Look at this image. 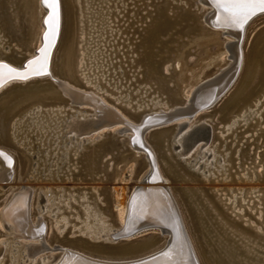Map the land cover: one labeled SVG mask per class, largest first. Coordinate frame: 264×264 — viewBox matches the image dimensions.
I'll use <instances>...</instances> for the list:
<instances>
[{
    "label": "bare ground",
    "instance_id": "bare-ground-1",
    "mask_svg": "<svg viewBox=\"0 0 264 264\" xmlns=\"http://www.w3.org/2000/svg\"><path fill=\"white\" fill-rule=\"evenodd\" d=\"M75 1H77L80 6V23L82 25L84 24L83 17L85 12L87 27L89 28V36L87 39L85 28L80 29L81 43L79 44L80 48L76 64L81 79L88 89L76 87L67 80L56 79L51 73L50 65L48 74L43 76L53 78L58 84L62 95L66 97L68 101L66 108H64V106H58L56 110H50L48 112L44 110L41 112L36 109L34 111L31 110L32 113L27 118L26 127L28 130L33 128L32 133L35 131L39 132V134L35 135V138L39 139L40 145H42V153L43 156H46L45 159L47 160V156L49 157L46 161L47 170L43 171V173L48 174V177L51 178L52 173H49V170L53 169L55 171L54 174H58L59 163L60 165H64L65 169H67L70 165L69 162L71 157H75L85 144L101 138V135L105 131L102 130L103 128L101 129V127L120 124L119 127L113 128L112 131L124 134L129 142L134 145H141L139 137H143V130L146 125L152 122H159L160 120H165L166 122L177 120L174 140L179 145L178 150H183V144L188 141L190 142L187 149L182 151L179 157H186L184 160L185 163L191 166L193 170H196L204 178L208 176L217 177V174L225 172L228 153L221 155L217 151L218 148L213 147L214 143L212 144L211 130L208 133L199 135L200 137L197 140H192L190 138L194 137L192 134L194 131L195 133L199 131L197 128L198 125L206 123L207 121L206 119L198 121L196 115L218 99L235 79L242 63V49L240 44L244 37V30L234 29L233 27L226 26L223 22H218V11L211 0H193L194 7L202 12L201 18L206 21V18L214 17L213 20L215 22L213 21L212 26L219 28L221 35L231 39L227 38L228 40L226 39L222 45L224 53L226 50L229 53L224 55L228 60H223L222 65L218 69L216 68L217 70L215 72H212V77L209 76L207 81L204 79L205 81L203 80V83L196 82L188 87L186 96L181 105H168L166 101L160 102L161 99H156L158 95H153L151 98H148L147 86H139L134 90V87H130L131 81L126 86H124V84L122 85L121 78L123 77V68L121 65H118L117 67L120 70L116 71L113 67L114 63L111 62V58H115L116 56V52L114 51L115 47L113 46L115 43L111 41L115 39L114 33L117 32V29L113 30L110 21H108L109 18L107 16L105 17L107 12L105 10L103 11V5H98V8H96V5H92L93 0H83V5H81V0ZM98 1L97 4H99ZM106 1L109 0H101V2ZM179 2L186 3V0H179ZM48 4L49 10L51 9V15L49 19L50 22L46 25L44 23V15L47 12V8L43 7L42 0H37L38 9L43 10L39 22L40 31L37 44L32 49L23 51L24 54L28 55L30 58L36 56V51L41 46L42 36L46 27L47 33L44 36V47L48 50L47 58H49L51 62L52 53L50 45L52 44L54 34L57 35L59 32L61 13L59 10V0H56V5H53L51 0H49ZM206 7H208V10ZM212 12L213 14L210 15ZM91 15L93 16L91 17ZM95 16L98 17L95 18ZM98 18L99 20H97ZM106 34L109 36L107 41L108 45L104 43L107 37ZM223 39L225 40V38ZM100 40L102 41L100 42ZM98 45H100V47ZM107 46L110 48L109 51H107ZM16 48L22 50L17 46ZM98 48L99 50L96 51ZM117 51H119V49H117ZM2 52H5L6 56H10L11 47L3 43L0 39V62H3L9 68L15 70L22 68L21 64L26 60L25 58L21 61L12 62L10 61V57L9 59L5 57V59L3 56L4 54H1ZM105 52L108 53L105 54ZM112 52L113 54L110 56ZM1 55L3 57H1ZM40 58L41 57H36L32 61ZM97 61H99V63H97ZM42 62L43 60H41V63L31 65V67L25 71H27L28 74L37 73ZM174 63L175 66L179 65L178 60H175ZM168 64L169 63L166 65L163 64L165 65V71L167 70ZM110 69L113 70L109 72L108 70ZM110 73H112V76L107 78ZM117 74L119 75L116 76ZM9 77L15 76L11 75L6 69H0V80ZM116 78H118V80H116ZM196 81H199V79ZM101 82L108 86V88L110 87V89L115 90V95L109 92L106 87H102ZM188 85H190V83ZM126 90L127 92L123 94L122 92ZM131 91L135 96L140 95L137 99L135 98L136 100L134 101L130 100ZM106 96L111 97L114 104L122 100L124 102L127 101L124 104L126 107L129 106L128 108L130 109L142 111L140 118L136 121L128 118L114 104H109L104 98ZM260 98L261 97H258L257 99L256 97V100L253 98V105L249 104L250 106L242 110L239 115H236L239 119L234 118L225 127V131H231L239 121H245L244 123H247L246 118L248 116H252V118L257 116L260 118L262 112L255 113L256 109H250L252 106L256 108L260 106L262 102ZM251 100L252 99H250V101ZM84 105L88 107H83ZM13 120L11 122L13 124V131L19 132L20 122L15 123ZM22 136L27 138L25 135ZM17 140L18 137L15 138V141ZM18 141L19 145L22 144L23 138H20ZM225 149L226 147L224 144L223 150ZM5 152L10 158L6 159L9 166L4 159L0 158V183L3 184H1L2 188L5 187V182H10L13 179L15 172L13 166L10 167L11 162L13 163L14 160L13 154L8 150ZM197 154H200V159L203 156V159L197 161V163L200 164L196 165L193 163V160H195ZM35 157L36 159H41V161L43 160L39 157L38 152L35 153ZM50 162L51 165H49ZM38 164L39 163H35L36 167L39 166ZM130 168L131 167H128V169L125 168V177L123 178L126 179L130 177ZM34 173L35 172L31 173V177L34 176ZM157 176L161 179V183L159 184L160 187H140V190L135 193L134 197L131 196L132 192H127L126 200L123 206L120 207L121 215L116 226L111 223L109 215L105 214V212L100 209L99 202H102V199L98 198L99 193L95 186L90 187L91 193H89V190L86 188H83L81 193H72L70 191L65 192L62 187L56 190H48L47 186L45 191H48V193H46L39 187L36 188L37 193L35 195L34 191L36 192V190L33 191V187L24 185L19 187L16 186L17 188H15L14 191L12 190L9 195L6 194L7 197L6 199L4 198L5 201L0 207V264L109 263H100L103 262L100 260V258H104L103 256L90 254V252L77 249L72 245V247L57 246V249H59L57 254L49 252L52 251L53 248L47 244V240L44 237V233L48 228V221L50 223L51 232L54 234L63 235L67 231V235L69 236L80 235L93 241L102 240L109 242L113 240V237L118 233L128 232V230L138 228L141 224L152 223L157 225L164 222L166 225L170 226L174 222L175 217L183 230L180 236V244L176 243L174 240L172 243L169 241L168 245L165 244L166 248H164L162 252L144 262H147V264H200L184 225L183 217L179 211L175 197L170 187L164 185L166 178L160 174L159 170H157ZM238 191V193L228 196L225 200H228L230 209H232L233 212L242 216L245 209L241 210L238 208V211H234V209L239 199H241L244 205L247 204V201L243 196L242 190L238 189ZM255 191L256 190H253L251 193ZM231 192L233 193L232 190ZM33 199L34 218L31 217V200L33 201ZM118 202V199L114 201L116 209L119 207ZM248 208L250 207L248 206ZM259 211L260 213L257 218L263 220L264 211L262 209ZM249 223L264 235L262 226L256 225L253 221ZM169 232L171 235V231ZM164 253L168 255L166 256ZM122 264H143V262Z\"/></svg>",
    "mask_w": 264,
    "mask_h": 264
},
{
    "label": "water",
    "instance_id": "water-1",
    "mask_svg": "<svg viewBox=\"0 0 264 264\" xmlns=\"http://www.w3.org/2000/svg\"><path fill=\"white\" fill-rule=\"evenodd\" d=\"M28 1L30 0H27V2ZM82 1L83 0H81V5H83ZM5 2L6 0H0V9L3 7ZM211 2L214 5L213 0H211ZM150 3H152V0H150ZM142 4L146 5L148 2H142ZM157 4L158 6H155ZM42 5L47 8V12L44 15V23L48 25L50 22L49 19L51 9L49 10V4L46 5L44 0H42ZM155 5H153L150 9L153 11L154 15L150 17L147 22H145V25L142 28H145V30L150 29L153 38L163 35L164 33L167 34V24H179L182 18L189 19V21L193 23L192 26L188 27V29L186 28V30H183L182 27L179 28V30H182L183 34L194 33L196 31L198 32V29L203 27V25L207 26L211 30L213 29V31H219V34L221 32L219 28L212 26L214 17H209L210 19L206 18V21L203 20L201 18L202 12L194 7L192 1L186 0V3H181L179 0H156ZM97 6L98 4H96V8H98ZM206 8L208 10V7ZM59 10L61 13L59 32L57 35L54 34L52 44L50 45L52 53L51 62L49 61V58L43 60L42 62L41 66H43L44 69L43 73L38 74V71L34 74H28L26 79L9 77L0 80V94H3L0 97V153L3 154L0 158L4 159L9 166L6 159H9L10 157L5 154L7 149L4 146H10L14 149L15 153L11 152L14 160L13 163L11 162L10 167L13 166L14 170V167L17 164V158L21 164L25 163V172H28L30 167H34V163H39V166L36 167L35 165L36 168H32L30 172H35L34 174L39 173V176L42 178L48 176V174L43 176V171L47 170L46 161L49 157L47 156V160L45 159L46 156H43L42 153V145H40L39 139L35 138V135L39 134V132L35 131L32 133L33 128L28 130L25 124L27 118L32 113L31 110L34 111L36 109L37 111L40 110L43 112L44 110L48 112L50 110H56V108L44 109L43 107L44 105H47L46 103L62 104L68 102L67 98L62 95L55 80L53 78L43 77L48 74L49 65L52 75L55 73L53 71V57L59 45V40L64 34L65 27H68L71 32V41L68 48L69 51L66 56V61L69 63V66H67L61 73L68 79L67 81H76L83 85V82H80L81 78L73 75L71 69L72 66L70 65H72L76 54V44L78 42L79 32L81 31L80 29L87 25V19L85 17L86 13L84 12V24L82 25L80 23V6L77 1L59 0ZM212 14L213 12L210 15ZM262 14L264 13L257 11L254 15H251L242 26L226 25L228 27H233L234 29L244 30V37L242 38L240 44L242 49V63L235 79L228 89L238 78L245 63L243 45L245 41L246 25L254 17ZM14 15L18 20L16 25H19V14H15L14 12L11 17L5 12V10L0 11V21L2 20L6 24L7 32L14 33L15 24L11 26L9 23L10 19L13 18ZM92 16L93 15H91V17ZM97 17L98 16H95V18ZM153 19L156 20V22L154 25L152 24L150 26V22ZM201 23H203V25H199ZM29 26L30 25H28V28ZM175 32L177 34L168 33L164 38L158 39L159 45H157L153 50V53H157L155 54V57L157 58L148 59L150 71L161 75L160 79L157 80L158 82L156 87L162 91H168L170 93H172L173 90L170 86H167L164 83L163 79L167 76V73H172V62L168 64L166 70L167 73L162 72L164 70V66L162 67L161 65L162 62L169 61V59L173 56L170 51L171 47L167 46V41L170 39H176L177 42H180V35L177 31ZM46 33L47 28L45 27L42 36V43L36 51V56L30 58L28 55L23 54V59L25 58L26 60H23L24 62L21 64L22 68L17 69L16 72L21 73L27 70L28 68L25 66L29 64V61H32L36 57H41L40 50L46 48L44 47V36ZM145 41L146 43H149V39H145ZM29 49L30 47L26 50ZM185 52L186 50L183 51V53ZM11 56H13V54ZM12 59L15 61L19 58L13 57ZM0 64L4 63L0 62ZM250 64L252 66V62H250ZM75 70L77 71L78 68H75ZM251 72L253 73V66L252 68H248L249 75L252 74ZM55 77L56 79L66 80L64 78H60L59 76ZM256 78L260 83L259 89H263L264 74L261 70L257 73ZM228 89L226 91H228ZM226 91L224 93H226ZM222 95L220 97H222ZM253 95L254 92L252 90L248 91L244 101H248ZM177 100V102H181L182 104L183 97L179 96ZM215 101L203 110L211 109ZM125 110L131 116H138L140 114V111L138 110L130 108H125ZM12 120L15 123L20 122L19 132L13 131V124L11 123ZM211 123L212 120H207L206 123L198 125L197 128L199 131H196L197 133L194 131L192 133L194 137L190 139L197 140L200 137L199 135L208 133L211 130L213 140L216 133L214 132ZM176 124V122L170 123L165 120H160L159 122H152L149 125H146L143 130V137H139L141 145H134L129 142L124 134L107 129L103 132V137L94 142H88L78 151L74 157L75 163L80 165L84 174L89 175V179H93L94 177L92 176V173L96 174L97 172H103L102 174H104L107 172L108 167L112 171L120 170L122 165L115 167V163L121 159L119 153L121 154L126 152V155H128L129 158L135 160V167L139 170L137 176L138 182L128 190L130 193L132 192L131 196L134 197L135 193L143 186L160 187L159 184L161 183V179L157 176V170H159L160 174L167 180L164 185H168L173 194L176 193L175 200L177 201L179 211L182 213L183 221L185 220L186 230L187 232H190L192 236L197 256H199L198 258L200 264H264V235L255 229V227L246 219L241 218L233 212V210L230 209L229 202L225 200L224 195L218 189H211L210 186H206L208 185L207 183L210 180V176L204 178L200 173L193 170L191 166L185 163L184 160L186 157H179L181 152L187 149L190 142H183V150H178L179 145L174 140ZM22 135H25L27 138ZM16 137H18V140L23 138V143L19 145V141H15ZM32 140H34L33 144H31ZM32 145L35 148V151L33 152L30 151L33 149ZM239 149L241 152V148ZM36 152L39 153V157L43 159L42 161L41 159H36ZM109 161H111V164L108 163ZM49 165H51V162ZM58 165V174H54L55 171L53 169L49 170V173H52L51 177L56 176V179H60L59 172L60 169L64 167V165H60V163ZM76 168L78 167L74 166V169ZM69 172H71V169L68 167L62 172V175ZM187 180L194 182V184H198H193V186L186 184L184 181ZM176 181H179V183ZM172 182H175L176 186H170V183ZM201 183L206 184L205 186H202ZM113 213L115 214V211ZM169 231H171V235L169 234ZM182 231V227L175 217L174 222L170 226L166 225L164 222L157 225L152 223L141 224L138 228L128 230V232L118 233L113 237V240L109 242L102 240L93 241L80 235L65 237L64 241L67 245H73V247H76V245H84L87 250L84 247H79L77 249H85V251H90L91 254L103 256L104 258H100L103 262L100 263H140L151 259L162 252L164 248H166L165 244L168 245L169 241L172 243L174 240L176 243L180 244ZM53 234L54 233H52V235ZM63 235L54 234L53 236L59 240V238L61 236L63 237Z\"/></svg>",
    "mask_w": 264,
    "mask_h": 264
},
{
    "label": "rangeland",
    "instance_id": "rangeland-1",
    "mask_svg": "<svg viewBox=\"0 0 264 264\" xmlns=\"http://www.w3.org/2000/svg\"><path fill=\"white\" fill-rule=\"evenodd\" d=\"M97 1L98 0H93L92 5L95 6L97 4ZM191 1L193 2V0ZM98 2H99L98 5H103V11L105 10L107 12L105 14V17L107 16L109 18L108 21H110V25L112 26L113 30L117 29V32L114 33L115 39L111 41L115 43V45L113 44V46L115 47L114 51L116 52V56L115 58L114 57L111 58V62L114 63L113 67L115 68L116 71L120 70L117 67L118 65H121V67L123 68L124 74L123 77L121 78L122 85L124 84V86H126L131 81L130 87H134V90L137 89L139 86L140 87L147 86L148 98H151L153 95L154 96L158 95L157 96L158 98L156 99H161L160 102L166 101L168 105L181 104V102H177L178 101L177 99L179 96L183 97L184 99L188 87L192 86L196 82L199 83L204 82L205 80H207V78H209V76L212 77L211 76L213 75L212 72H215L222 65L223 63L222 61L228 60V58L225 57L224 55H227L229 53L226 50L225 51L226 54H225L224 49L222 47V45L224 44L223 42H225L228 37L219 34V31H213V29L211 30L207 26H204L203 23H201L199 25H203V27L198 29L199 30L198 32L196 31L194 33L183 34L182 30H179V28L182 27L183 30H186V28L188 29V27H191L193 24L191 23V21H189V19H184V18H182L179 24L176 23L167 24L168 33L177 34L175 32L177 31L178 34L180 35L179 37L180 42H177L176 39H170L167 41V46L171 47L170 51L173 56L169 59L171 61H164L162 62L161 66L163 67L167 63L170 64L172 62V66H173L171 68L172 73L168 74L165 71V69L162 72L167 73V76L163 80L167 86L171 87L173 92L170 93L168 91L167 92L162 91L156 87V84L158 82L157 80L160 79L161 75L150 71V64L148 62V59L157 58L155 57L156 56L155 54L157 53H153V50L157 45H159L158 39L164 38L165 36H167L168 33L167 34L164 33L163 35H159L158 37L153 38L150 29L147 30H145V28L142 29L145 25V22H147L149 18L154 15L153 11L150 9L153 5H155L156 0H152V3H150V0H109L106 2H101L100 0ZM142 2L144 3L148 2V4L144 5L142 4ZM155 6H158V4ZM1 10H5V12L11 17L14 12L15 14L20 15L19 25H16L18 20L15 15L9 21L11 26L15 24L14 33L7 32L6 24L2 20L0 21V39L3 43H6L11 47V55L13 52V56L11 55L6 56L5 52H2L1 54L2 55L4 54L3 55L4 58L6 57L7 59H9L10 57V61L12 62L19 60L21 61L23 59L22 55L24 54L23 50L28 49V47L32 49L37 44L38 35L40 31L39 22L43 10L38 9L37 0L34 1L30 0L28 2L27 0H25V2L24 0H6L3 7H1L0 11ZM155 22L156 20L153 19L150 22L151 23L150 26L152 24L154 25ZM28 25H30L29 26L30 29L28 28ZM84 28L87 39L89 36V28L87 27V25H85ZM70 35L71 32L69 31L68 27H65L64 34L61 36L59 40V45L53 57V67H54L53 71L55 72L54 75L59 76L60 78H64L66 80L68 79L65 78L61 72L67 66H69V63L66 61V56H67V52L69 51L68 48L71 41ZM106 35L107 37L104 43L108 45L107 41L109 39L108 38L109 36L108 34ZM223 38H225V40ZM145 39H149V43H146ZM101 41L102 40H100V42ZM80 43L81 41L79 34L78 42L76 44L77 47L76 54L72 65H70L72 66L71 69L73 75L78 76L79 78H81L79 74L80 72L78 70L76 71L75 68H77L76 64L78 61L77 60L79 53L78 48L80 46L79 45ZM100 45L98 46L100 47ZM16 46L22 50H18ZM263 46H264V14L254 17L246 25L245 41L243 45L245 63L242 67V70L238 78L234 81L233 85L228 89V91H226V93H224L222 97L218 98L215 101L211 109L200 111V113H198L199 115L197 114L196 117H198V121H201L203 119L209 121L212 120L211 124L213 126L214 132L216 133V135H214L212 140V144L214 143L213 147L218 148L217 151L221 155L224 153H228L227 155L228 161L226 162L227 164L226 171L223 172L222 174H217V177L216 176H213L214 178L210 177V180L207 183L208 185L206 186H210L211 189H218L224 195L225 198H228V196H232V194L238 193L239 192L238 189L242 190L243 196L247 201V204L244 205L241 199H239L234 211H238V208L241 210L245 209L243 211L244 214H242V216L240 217L247 220L249 219L248 220L249 222L252 221L255 222L256 225L262 226L264 230V219L261 220L257 218L258 214L260 213L259 210L262 209L264 211V99H263L264 88L259 89L260 83L257 81L256 78V75L260 70L264 74ZM109 49H110L109 46H107V51H109ZM117 49H119V51H117ZM98 50L99 48L96 49V51ZM185 50L186 52L183 53V51ZM107 53L108 52H105V54ZM112 54L113 52L110 53V56H112ZM2 55L1 57H3ZM13 57H18L19 59L14 61V59H12ZM175 60H178V64H179L178 66H175L174 63ZM250 62H252V66H253V73L251 72L252 73L251 75L248 74V68L249 67L252 68ZM97 63H99V61H97ZM111 70L113 69H110L108 71L110 72ZM111 74L112 73H110V75L107 78H110L112 76ZM119 74H117L116 76H118ZM198 79L199 81H196ZM116 80H118V78H116ZM68 82L76 87L82 89H86V88L88 89V87L86 86V84L83 82L82 79L80 80V82L81 83L83 82V85H81L76 81H68ZM189 83L190 85H188ZM101 85L104 88L106 87V89L109 92L115 95L116 93L115 90L110 89V87L108 88V86H106L104 83L102 84V82ZM251 90L254 92V95L250 98L252 100L250 101L249 99L248 101H244V98L247 95L248 91ZM126 92L127 90L123 91L122 93L124 94ZM2 95L3 94L1 93L0 97ZM139 96L140 95L135 96L134 93H132L131 91L130 100L134 101ZM256 97L257 99L258 97H261L260 100L262 102L258 108L252 106V108L250 109H256L255 113L262 112L260 115L261 117L259 118L255 116L252 118V116H248L246 118L247 123H244L245 121H239L235 125V127L232 128L231 131H225V127L234 118L239 119L238 117H236V115H239L242 110L250 106L249 104L253 105L254 102L253 100L254 99L256 100ZM104 98L109 104L112 105L114 104L111 97L106 96ZM126 102L122 100L116 102V104L114 105L118 107L128 118L132 119L133 121L138 120V118H140L142 114V111L138 116H131L125 110V108L129 107V106L126 107L124 105ZM46 104L47 105H44L43 107L44 109L56 108L58 106H64V108H66L68 102L62 104H57V103H46ZM83 107H88V106L84 105ZM176 121H171L170 123H174ZM119 126L120 124H114L111 126L101 127V129L103 128L102 130H107L111 128L110 130H112L113 128ZM102 136L103 134L101 135V137ZM98 139H95L94 141ZM33 143L34 140L31 141V144ZM224 144L226 147L225 150H223ZM4 147L10 152L14 153V149H12V147L10 146L9 147L4 146ZM32 148L33 149H31L30 151L31 152L35 151L34 146ZM239 148H241V152ZM119 156L121 159L115 163V167H119L120 165H122L120 170L112 171L108 167L107 172H105L104 174H102L103 172H97L96 174L92 173V176L94 177L93 179H89V175L84 174L80 165L75 163L73 156L71 157V160L69 162L70 164L69 169H71V172L62 175V172L65 171V166L62 167L59 172L60 179H56V177L49 178L48 176L42 178L39 176L40 175L39 173L34 174L33 177H30L31 176L30 171L34 167H30V170L28 172H25V163L21 164L17 158L16 161L17 164L14 167V171H15L14 178L10 182H5L6 184L4 183L5 184L4 188L1 187L2 183H0V207L5 201L7 195H9L12 190L14 191L15 188L23 185L33 187L32 188L33 191L36 190V188L40 187L44 189L47 186L48 190L50 189L56 190L59 187H62L64 188L65 192L70 191L72 193L73 192L81 193L83 188H86L87 190H89V193H91L90 187L95 186L99 193L98 198L102 199V202H99L100 209L103 210L105 214L109 215L111 223L114 226H116L118 224L121 215L120 207L123 206L126 200V194L129 188H131L133 185H135L138 182L137 176L139 172L138 168L135 167V160L129 158V156L126 155V152H123L121 154L119 153ZM202 159L203 156L200 159V154H197L195 160H193V163H195L196 165L200 164L197 163V161L199 160L201 161ZM108 163L111 164V161H109ZM74 166L78 168L74 169ZM127 166L131 167L130 168L131 175L130 177L125 179L123 177H124V171L128 169ZM43 175L46 174L43 173ZM176 182L179 183V181ZM184 182L192 186L194 184V182H191L189 180ZM196 184L198 183H195L194 185ZM205 184L206 183H201L202 186L203 185L205 186ZM170 186L174 187L176 186V183L172 182L170 183ZM231 190L233 191V193L231 192ZM253 190L256 191L254 193H251V191ZM36 193L37 190L36 192L34 191V195ZM175 194L176 193L173 194L174 197ZM91 197L94 198L93 196ZM116 199L119 200L118 209L115 208L114 201ZM226 201L228 202V200ZM31 202H32L31 217L34 218L35 215L34 204H33L34 199L33 201L31 200ZM248 206L250 208H248ZM114 211L115 214L113 213ZM49 224L50 223L48 221V228L47 231L44 233L45 234L44 237L47 240V244L53 248L52 251L49 252L57 254L59 252L57 246H66L67 243L64 241V239L65 237H69V235H67V231H66L63 237L61 236L59 240L54 238L53 236L54 234L52 235ZM184 225H186L185 220H184ZM187 233H189L192 246L196 252V247H194L192 236L190 232ZM67 246H71V245H67ZM79 247L85 248L84 245L83 246L76 245V248ZM85 249H81V250L85 251Z\"/></svg>",
    "mask_w": 264,
    "mask_h": 264
},
{
    "label": "snow or ice",
    "instance_id": "snow-or-ice-1",
    "mask_svg": "<svg viewBox=\"0 0 264 264\" xmlns=\"http://www.w3.org/2000/svg\"><path fill=\"white\" fill-rule=\"evenodd\" d=\"M44 2L47 5L49 0H44ZM213 2L218 10V22H223L229 26H242L257 11L264 13V0H213ZM51 3L55 5L56 0H51ZM40 51L41 58L29 61V64L25 66L26 68H30L31 65L41 63V60L47 59V48H43ZM0 69H6L11 75L21 79H26L28 75L27 71L18 73L15 69L9 68L4 64H0ZM43 71V66H41L38 74H42ZM2 155L0 153V156ZM164 255L167 256L168 254L164 253ZM143 264H147V262H143Z\"/></svg>",
    "mask_w": 264,
    "mask_h": 264
},
{
    "label": "flooded vegetation",
    "instance_id": "flooded-vegetation-1",
    "mask_svg": "<svg viewBox=\"0 0 264 264\" xmlns=\"http://www.w3.org/2000/svg\"><path fill=\"white\" fill-rule=\"evenodd\" d=\"M43 190V192H46V193H48V191H45V188L44 189H42Z\"/></svg>",
    "mask_w": 264,
    "mask_h": 264
}]
</instances>
